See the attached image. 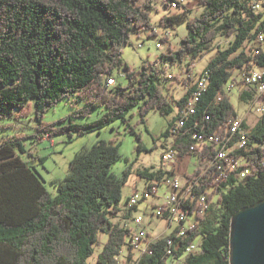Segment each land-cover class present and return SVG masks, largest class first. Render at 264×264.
Here are the masks:
<instances>
[{
	"label": "trees",
	"instance_id": "obj_1",
	"mask_svg": "<svg viewBox=\"0 0 264 264\" xmlns=\"http://www.w3.org/2000/svg\"><path fill=\"white\" fill-rule=\"evenodd\" d=\"M172 1L162 3L170 9ZM198 2L205 8L187 20V34L179 48L169 45L168 52L160 53L154 62L132 69L122 59L130 36L143 29H151V36L158 34L152 24V0H0V115H10L15 109L26 115L34 101L38 137L45 138V133L72 137L74 133L100 131L119 120L129 122L134 108L145 122L152 110L167 115L177 107V117L165 132L168 136L199 90L196 83H188L192 77L187 76L185 93L174 99L172 86L180 78L170 69H189L214 49L218 38L231 37L227 47L217 46L203 68L208 83L195 101L196 112L178 129L173 143L182 159L187 155H196L202 161L215 158L213 145L199 153L191 148L199 135H226L230 122L238 116L230 95L224 93L219 99L224 84L235 73L264 67V41L257 51L248 47L260 32L264 33V0ZM189 11L165 15L160 24L174 26ZM116 73L123 74L126 81H119ZM110 77L116 79L113 85L108 84ZM73 96L85 103L74 116H87L96 107L105 110L86 123L44 122L48 108ZM243 97L251 99L245 91ZM243 124L251 128L246 119ZM129 130L134 132L132 126ZM251 131L252 141L234 152L248 157L250 174L243 178L219 177L212 167L197 168L187 175L188 179L198 176L199 189L205 191L211 186V191L207 193V206H186L189 214L198 217L187 237L180 244L175 242L177 258L184 256L193 242L200 248L185 256L184 264H231V219L242 208L264 200V112ZM137 137L140 139L139 134ZM18 148L24 152L20 137L0 140V264H87L94 245L100 243L101 232L108 238L97 264H118L132 231L111 219L120 212L124 182L112 173L122 155L119 144L97 140L90 148L78 151L70 173L53 180L55 195L45 187L33 165L23 160ZM138 148H143L140 141ZM164 172L145 169L139 174L148 180L151 190L152 181H159ZM127 215L126 220L132 216L131 210ZM169 237L152 241L137 259L134 247L129 246L128 262L170 264Z\"/></svg>",
	"mask_w": 264,
	"mask_h": 264
},
{
	"label": "rangeland",
	"instance_id": "obj_2",
	"mask_svg": "<svg viewBox=\"0 0 264 264\" xmlns=\"http://www.w3.org/2000/svg\"><path fill=\"white\" fill-rule=\"evenodd\" d=\"M142 3L149 2L150 0H140ZM191 10L188 12V16L178 24L169 27L161 26V18L168 13H180L183 8L169 9L161 2V0H153L155 7L151 9L152 24L156 28L157 35H150L151 29H143L139 32L133 33L128 44L122 50V59L125 63H128L132 69H138L143 64L148 62H154L160 53L168 52L169 45L178 49L180 40L187 34L186 22L189 18L198 16L203 9L204 5L196 3L191 0ZM172 7V6H171ZM158 9V10H157ZM167 37V42H162L161 47H157V42L161 41V38ZM231 37H220L217 39L215 47L209 53H205L196 62V74H199L203 68H205L211 57L216 53L217 46L221 45L227 47L229 45ZM142 44V46H139ZM172 70V71H171ZM175 75L180 78L173 84L174 99H179L185 93L184 79L185 77L182 71H176L170 69ZM173 75V74H169ZM192 80L187 79L188 83L196 81V75H192ZM239 77V73H235ZM116 77L121 82H125V76L120 73H116ZM232 79L228 81V84L232 83ZM244 87L237 85L232 91H228L227 94L231 96V102L233 103L237 115L241 118H245L251 128L254 127L257 120L262 114L257 111V105L253 104L252 100H247L243 97ZM85 106L84 101L77 99L76 96L71 98H64L58 102L55 106L47 109L44 115V122L54 123V125H62L70 123L71 121L76 123H86L96 119L103 113L105 108L96 107L90 111L87 116L73 114ZM34 101L31 102L30 112L26 115L20 114L18 109L12 111V113L6 115H0V140L2 138H16L20 137L23 143L24 152L21 148H18V153L24 161H28L33 165V169L43 179L45 187L52 192L57 193L53 180L64 179L71 169L72 161L75 155L82 148H90L97 140H107L115 144H119L121 157L116 161L112 167V173L121 178L123 182L122 186V200H120L118 206L120 212L117 215L111 217L114 222H119L125 225L126 218L130 209L128 208L127 201L132 195L137 192L143 197V193L148 186V180L142 178L139 171L145 169L161 170L168 168V164L162 160V155L166 151L170 142L174 140L173 134L165 135L170 123L176 119L178 108L174 107V110L167 115H162L157 110H152L147 114L146 121H141L138 114V108H134L129 116V122H122L121 120L113 122L100 131L93 130L86 134H77L71 137L67 133H61L56 135H49L45 133V138L38 137L37 123L38 120L33 112ZM134 128V132L129 130V127ZM140 135V139L137 137ZM139 141L143 144V148L139 150ZM181 165V171H186V174H191L197 168H205V163L196 155H190L184 157L178 161ZM128 173H126V171ZM180 175L182 182H186V177L183 174ZM170 191L169 188L162 185L158 187V194L152 195L146 201H139L137 207L131 210L132 216L128 220L131 227L136 228L134 218L140 214L144 216L145 223L148 226L150 238H162L167 234H171L175 231L178 223L175 221L170 225V221L165 218H156L152 214L154 210L153 203H160L163 201L165 194ZM100 243L94 245V252L89 256L87 264H97L98 256L105 244L108 235L101 232L99 234ZM200 242V238L198 239ZM144 246V245H143ZM135 255L140 254V248L134 250ZM129 247L128 244L123 246L120 255L118 256V264H129L128 262Z\"/></svg>",
	"mask_w": 264,
	"mask_h": 264
},
{
	"label": "built area",
	"instance_id": "obj_3",
	"mask_svg": "<svg viewBox=\"0 0 264 264\" xmlns=\"http://www.w3.org/2000/svg\"><path fill=\"white\" fill-rule=\"evenodd\" d=\"M162 2V0H161ZM187 0H177V3L173 5L170 9L180 8L185 5ZM260 6L257 5L256 8ZM264 41V33L260 32L257 39H255L252 43H249L248 47H251L253 51H257L258 47ZM139 46H142L140 44ZM162 46V41L157 42V47ZM197 62V61H196ZM196 62H193L189 69H185L184 76L196 75V81L194 83L197 84L199 90L194 92V97L191 98L190 102L186 109L181 112L182 118L178 120L176 127L171 129V134L174 136V140L169 143L166 151L162 155V160L164 163L168 164V168L163 169L165 172L162 178L157 181H152V189L149 190L146 187L143 197L140 196L137 192H135L132 197L127 201L128 208L133 210L137 207V203L139 201H146L152 195L158 194V187L164 185L170 189V191L165 194L163 201L156 204L153 203L154 210L152 214L156 216V218H165L170 221V225L173 222H177L178 225L174 232L171 234H167L166 236H170L173 238H168L169 246L167 247V252L169 255L170 264H176L177 262V253L174 249L175 242L178 241L180 244V240H183L187 237L188 232L191 229L195 228V219L197 215L189 214L186 208L187 205L196 203L208 204L207 197L208 192L211 191V186L205 189V191L200 190V182L199 177L195 176L193 179H188L187 175L186 182H182L180 175L177 173V165L179 160H182L179 150L174 147L175 138L178 135V129L185 125L187 121V117L191 114L195 113V101L198 100L201 90L206 87L208 83V78L202 71L199 74H196ZM115 77H110L108 82H111V85L115 83ZM232 83H225L223 87V91L219 94V99L222 98L224 93L228 91H232L237 85H242L244 87V91L249 93L253 104L257 105V111L261 113L264 112V67H256L253 69L245 70L239 73V77L234 76L232 78ZM244 117L241 118L239 116L233 118L230 122L229 127L227 129V133L224 136H219L218 134H210L206 137L203 135H199V141L191 148V151L194 153H199L200 150H204L208 146L213 145L216 149L215 158H202L205 163L204 170H208L209 168L215 167V171L217 172L219 177L232 176L234 178H243L246 175L250 174L251 169L248 167L249 160L246 156H237L234 152L246 146L252 141L251 138V129L249 127L244 126ZM263 146V145H262ZM264 148V146H263ZM264 164V160H262ZM171 166V167H170ZM131 218V216H130ZM129 218V219H130ZM125 223L126 227H129L132 231L127 237L128 247L133 246L134 250L140 248V254L136 256V259L141 256L145 251H147V246L152 241H156L157 239L150 238V233L147 224L145 223L144 216L139 215L134 218L136 228H133L129 225L128 220ZM144 245V246H143ZM200 248V244H190V248L188 249V255L192 252L198 251ZM132 264H139L137 261H133Z\"/></svg>",
	"mask_w": 264,
	"mask_h": 264
},
{
	"label": "water",
	"instance_id": "obj_4",
	"mask_svg": "<svg viewBox=\"0 0 264 264\" xmlns=\"http://www.w3.org/2000/svg\"><path fill=\"white\" fill-rule=\"evenodd\" d=\"M231 264H264V200L231 219Z\"/></svg>",
	"mask_w": 264,
	"mask_h": 264
},
{
	"label": "crops",
	"instance_id": "obj_5",
	"mask_svg": "<svg viewBox=\"0 0 264 264\" xmlns=\"http://www.w3.org/2000/svg\"><path fill=\"white\" fill-rule=\"evenodd\" d=\"M196 3H198L199 4V2H198V0H194ZM191 0H187V2H186V4L185 5H183V10H191V8H189L190 7V4H191ZM152 7H155V3L153 2V0H152ZM158 10V9H157ZM170 13H168L167 15H169ZM156 29V28H155ZM188 156V155H187ZM171 167V166H170ZM177 169H178V171H177V173H181V174H183V176H185L184 174H185V172H187V170L186 171H181V165H180V163H179V165H177ZM196 170V169H195ZM195 172V171H194ZM193 172V173H194ZM192 174V173H191ZM186 175H189V174H186Z\"/></svg>",
	"mask_w": 264,
	"mask_h": 264
},
{
	"label": "bare ground",
	"instance_id": "obj_6",
	"mask_svg": "<svg viewBox=\"0 0 264 264\" xmlns=\"http://www.w3.org/2000/svg\"><path fill=\"white\" fill-rule=\"evenodd\" d=\"M175 3H177V0H173L172 2H171V6H173V5H175ZM108 84H111V82H108ZM200 205H206V204H201V203H199ZM201 206V207H202ZM201 209V208H200ZM198 217V216H197ZM195 222H196V219H195ZM193 244H198L197 242H193ZM187 248H190V246L189 247H187ZM187 255H188V249H186V251H185V255L183 256H181L180 258H177V262H176V264H184L185 263V256L187 257Z\"/></svg>",
	"mask_w": 264,
	"mask_h": 264
}]
</instances>
